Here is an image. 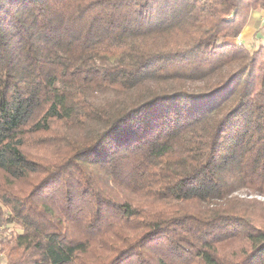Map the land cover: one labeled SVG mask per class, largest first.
Returning a JSON list of instances; mask_svg holds the SVG:
<instances>
[{
  "label": "trees",
  "instance_id": "obj_1",
  "mask_svg": "<svg viewBox=\"0 0 264 264\" xmlns=\"http://www.w3.org/2000/svg\"><path fill=\"white\" fill-rule=\"evenodd\" d=\"M261 9L0 0L4 264H264Z\"/></svg>",
  "mask_w": 264,
  "mask_h": 264
},
{
  "label": "crops",
  "instance_id": "obj_2",
  "mask_svg": "<svg viewBox=\"0 0 264 264\" xmlns=\"http://www.w3.org/2000/svg\"><path fill=\"white\" fill-rule=\"evenodd\" d=\"M228 40L234 43H243L249 45L250 47H255L258 43H263L264 9L251 11L250 17L241 33Z\"/></svg>",
  "mask_w": 264,
  "mask_h": 264
},
{
  "label": "rangeland",
  "instance_id": "obj_3",
  "mask_svg": "<svg viewBox=\"0 0 264 264\" xmlns=\"http://www.w3.org/2000/svg\"><path fill=\"white\" fill-rule=\"evenodd\" d=\"M240 195H243L245 193L241 192L239 193ZM247 196L249 197H256L257 199L263 200L264 197L260 196V195H252V194H248ZM0 230L3 231V233L9 234L10 232H19L20 228L18 227V225L14 224V223H9V224H4L3 226L0 225ZM5 263V255L3 252H1L0 250V264H4Z\"/></svg>",
  "mask_w": 264,
  "mask_h": 264
}]
</instances>
